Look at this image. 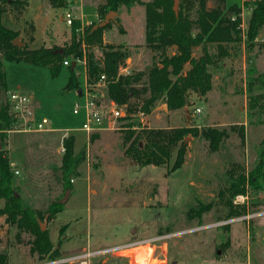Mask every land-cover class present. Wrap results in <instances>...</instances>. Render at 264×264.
Wrapping results in <instances>:
<instances>
[{
  "label": "rangeland",
  "instance_id": "374dc122",
  "mask_svg": "<svg viewBox=\"0 0 264 264\" xmlns=\"http://www.w3.org/2000/svg\"><path fill=\"white\" fill-rule=\"evenodd\" d=\"M104 1L72 0L73 6H69L65 0L63 6L53 7L47 0H28L20 17L14 18L9 12L4 20L18 31L22 41H28L26 31L32 25L30 47H59L71 38V25L62 17L64 11L71 8L84 24L97 23V5ZM145 1L148 0L122 5L114 20L121 23L123 30L113 23L102 33V43H123L127 47L129 56L118 70L122 73L144 70L158 61V54L145 45ZM233 3H241V0H225L226 6ZM179 4L180 0L177 12ZM206 5L213 6L214 0H206ZM249 14L250 8L244 5L239 38L222 44L226 54L217 59V47L207 45L206 50L214 60L207 66L209 90L202 94L188 90L184 105L175 109L159 98L149 112L141 110L126 119L125 111V115L116 119L104 120L96 132L81 129L85 118L82 108L78 113L73 112L76 102L83 106V97L76 90L64 88L70 73L68 65L62 64L58 74L52 76L47 66L4 61L7 94L18 91L28 96L35 117H46L52 128L49 131L23 130L19 123L14 124L0 142L10 160L15 162L12 169L18 170L12 183L22 203L44 211L50 202L64 195L59 170L64 133L74 135V154L84 148V160L77 167L78 175L70 180L72 189L62 209L45 222L52 243L57 245L60 240L61 254L84 246L111 247L163 234L165 241L153 247L154 256H161L163 261H150V264H264V166L259 179H253L255 183L248 179L260 163L264 138V125L257 110L264 99V23L256 38L249 41L245 34ZM76 32L78 36L82 33L77 29ZM174 49L170 47L166 53L170 55ZM94 52L100 55L96 47ZM202 52L201 46H197L193 55L199 57ZM67 58L70 63L75 61L74 72L83 86L84 62ZM189 67L186 63L183 71ZM88 88L102 94L103 102L109 105L105 82L99 86L91 84ZM5 101L6 95H0V105ZM197 107L200 112L196 111ZM131 121L134 124L128 125ZM231 125L236 129L243 126L242 144L236 132L230 130ZM171 126L198 129L212 126L226 129L229 135L216 150H210L203 138L186 135L183 162L173 172L168 171L173 156L165 165L138 166L124 154L122 140L126 129ZM229 169L245 171V192L236 194L243 198L238 196L235 202L234 195L232 203L244 205L246 212L226 217V208L218 194L229 185ZM209 203V210L199 217L195 215L197 212H188L191 207ZM2 204L0 200V206ZM236 217L242 219L215 224ZM43 219H38L40 226L44 225ZM15 233V227L0 215V252L6 255L3 264L38 263L40 259L29 252L30 235L22 233L16 239ZM130 254L133 256L135 252L130 251ZM131 256L114 254L96 264H136Z\"/></svg>",
  "mask_w": 264,
  "mask_h": 264
},
{
  "label": "trees",
  "instance_id": "16d2710c",
  "mask_svg": "<svg viewBox=\"0 0 264 264\" xmlns=\"http://www.w3.org/2000/svg\"><path fill=\"white\" fill-rule=\"evenodd\" d=\"M53 7H60L65 0H47ZM138 0H105L97 5L100 21L108 11H116L122 5H129ZM28 0H0V95H6V101L0 105V142L7 135V130L16 123V117L7 101L6 75L4 61L26 62L34 65L47 66L52 76L58 74L62 62L68 56L76 60H84L85 82L87 86L95 84L101 75H104L106 93L117 105H125L127 114L146 111L149 112L154 101L163 98L171 109L184 105L185 93L193 90L204 93L211 87L210 72L207 69L213 64V57L206 47L214 45L218 52L216 58L226 54L222 44L234 42L240 33L241 11L244 5L250 8L247 20L246 37L249 41L256 38L264 23V0H241V3L225 5V0H214V5L207 7L206 0H180L178 12L172 9V0H148L143 2L145 14V45L158 54V61L153 62L144 70L134 73H119V67L129 56L127 47L123 43H102V33L111 28L115 23L123 30L119 21L108 22L103 27L92 29L95 22L81 24L76 17L71 24V38L68 43L61 46L30 47L28 41L33 40L32 25H29L26 35L28 41L23 40V46L12 44V40L19 34L14 28L8 26L4 20L7 13H13L14 18L20 17L28 6ZM234 17V18H232ZM97 21V22H98ZM80 30L82 33L76 32ZM201 46L203 52L199 57H194L193 50ZM94 47L100 50L97 56ZM174 47L172 54L166 50ZM62 48V53L54 52ZM186 63L190 67L183 71ZM64 86L66 89L79 90L82 88L78 75L71 68ZM142 80V81H141ZM140 81V82H139ZM133 100V101H132ZM142 102L141 104H139ZM258 113L264 125V99L259 104ZM133 121L128 125H133ZM230 126L236 132L240 143L244 141L243 126ZM191 134L199 136L208 142L210 150H216L220 142L229 135L226 129L206 126L194 128L189 126L171 127H141L137 130L128 128L123 134L124 154L136 165L147 164L165 165L173 156L171 167L168 171L178 169L186 153L185 136ZM74 135L62 138L63 153L59 165L62 186L71 191V178L78 175L77 167L84 160V148L74 154ZM264 138L260 150V163L250 175L249 182L259 179L263 174L264 166ZM238 166V165H236ZM13 169L10 157L5 149L0 147V215L16 229L15 237L19 239L22 233H28L30 238L29 252L36 255L37 259L55 258L61 255L59 246L52 243L49 230H41L38 219L48 214L47 219H53L62 209L63 204L58 200L50 202L47 208L30 207L22 203L19 193L13 187ZM229 185L219 192L218 196L226 208V217L240 215L246 212L244 205H234L232 198L240 192H245V171L228 170ZM65 191V190H64ZM227 192V194H226ZM229 196V197H228ZM211 207L209 204H200L198 208L191 207L198 217ZM60 229V236L63 229ZM6 255L0 252V264L5 263ZM99 264H102L100 262Z\"/></svg>",
  "mask_w": 264,
  "mask_h": 264
},
{
  "label": "built area",
  "instance_id": "2783aa9c",
  "mask_svg": "<svg viewBox=\"0 0 264 264\" xmlns=\"http://www.w3.org/2000/svg\"><path fill=\"white\" fill-rule=\"evenodd\" d=\"M72 0H68L69 6H73L71 3ZM63 20L67 25L72 24V20L76 18L73 14L71 8H67L63 13ZM234 18V17H232ZM90 23V22H89ZM86 23V24H89ZM81 24H84L81 22ZM241 23L238 27H241ZM84 61V60H82ZM68 58H65L62 62L63 65H69ZM125 69V68H124ZM123 69V70H124ZM127 71V69H125ZM123 71H119L122 73ZM128 72V71H127ZM104 75H101L99 80L95 83L97 86L104 84ZM88 88L86 82L83 84L80 89V94L83 97V106L79 105V102L75 103L73 108L74 113H78V111L82 108L84 110V120L81 124V129L89 132H96L101 129V125L106 119H116L122 115H125L126 107L125 105H117L113 100H109V105H106L102 100V94H97L96 92L90 90ZM7 101L10 106V111H12L16 117V123L23 128V130H34V131H49L52 130L48 126L50 123L46 117H42L37 119L35 117L34 111L30 108L29 105V97L18 92L11 91L7 94ZM197 112H200V108H196ZM143 114V112H140ZM143 120V117H141ZM67 136L66 133L63 134V137ZM63 150V147H62ZM14 173H18V170H13ZM238 196L242 197V195H236L235 202L237 201ZM242 219V217L236 218H228L224 221L217 222L215 224H226L230 221ZM168 235V234H167ZM165 236L163 234H159L153 238L142 239L138 241L128 242L121 245L111 246V247H101V248H91L90 246L81 247L79 250H75L68 254H61L59 257L55 258H45L40 260L35 264H96L97 261H101L102 258L108 257L110 255H125L131 256L130 251L135 252V255L131 256L135 260L136 264H150V261L154 262L156 260L163 261V259L153 254V247H156L157 243H162L165 241ZM156 243V244H155ZM137 249H141L138 250ZM150 250V251H149ZM161 254V253H159ZM130 260V262H131Z\"/></svg>",
  "mask_w": 264,
  "mask_h": 264
},
{
  "label": "water",
  "instance_id": "95a60500",
  "mask_svg": "<svg viewBox=\"0 0 264 264\" xmlns=\"http://www.w3.org/2000/svg\"><path fill=\"white\" fill-rule=\"evenodd\" d=\"M173 1V5H172V9L174 10L175 14H177V6H178V0H172ZM116 11H108L104 18L101 19L100 21H98L96 24L93 25L92 29L98 28V27H103L104 25H106L108 22H110L111 20H114V15L116 14ZM12 44L16 45L18 47L23 46L25 43L22 41L21 37L17 36L15 39L12 40ZM63 49L62 48H57L54 50V52H58V53H62ZM75 66V61L71 62V68H73ZM77 93L80 94V89L77 90ZM164 106H166L165 103H163ZM1 147V146H0ZM70 193L69 189H65L64 191V195L58 199V201L60 203H65L68 195ZM47 216L48 214H45L44 216V225H41L40 228L41 230L45 229V222L47 220Z\"/></svg>",
  "mask_w": 264,
  "mask_h": 264
},
{
  "label": "crops",
  "instance_id": "0c3cea01",
  "mask_svg": "<svg viewBox=\"0 0 264 264\" xmlns=\"http://www.w3.org/2000/svg\"><path fill=\"white\" fill-rule=\"evenodd\" d=\"M95 16H96V14H95ZM86 23H89V22H86ZM85 78H86V75H85ZM84 83H85V80H84ZM14 163H15L14 161H11L12 166L14 165ZM160 248H163V247H160ZM161 252H162V256H164V253H163V250L162 249H161ZM164 258H165V256H164Z\"/></svg>",
  "mask_w": 264,
  "mask_h": 264
}]
</instances>
